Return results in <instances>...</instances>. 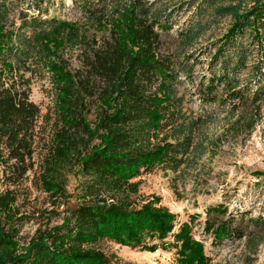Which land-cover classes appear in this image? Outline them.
Listing matches in <instances>:
<instances>
[{
	"label": "trees",
	"instance_id": "16d2710c",
	"mask_svg": "<svg viewBox=\"0 0 264 264\" xmlns=\"http://www.w3.org/2000/svg\"><path fill=\"white\" fill-rule=\"evenodd\" d=\"M173 1L73 0L79 17L44 19L50 0H0L4 181L15 185L34 166L41 109L30 99L31 85L33 76L42 77L46 71L56 94L57 120L69 131L56 133L58 154L64 160H80L81 172L89 178L86 189L97 197L73 209L63 225L32 240L22 254L0 228V264H111L103 254L81 246L102 238L156 250L147 238L163 242L170 236L180 264H210L203 242L192 235L191 222L171 235L177 217L167 209L155 208L152 202L132 208L100 196L156 168L178 172L197 164L207 152L205 128L210 120L186 109L178 67L160 53L161 32L172 28L177 11H193L196 19L178 33L183 49L198 43L212 24L232 18L210 61L214 69L205 104L218 100L212 95L216 84L231 99L249 98L256 110L264 99V0H179L170 5ZM16 4L22 6L19 22L12 17ZM242 72L245 77H240ZM28 73L32 77L26 78ZM93 107L95 125L87 121ZM85 137L99 143L84 146L83 155ZM10 201V194L0 196V211H8ZM250 221L257 228L264 226L262 217ZM231 223L228 219L213 224L207 219L205 230L213 235L212 243L241 236L237 229L230 231Z\"/></svg>",
	"mask_w": 264,
	"mask_h": 264
},
{
	"label": "rangeland",
	"instance_id": "374dc122",
	"mask_svg": "<svg viewBox=\"0 0 264 264\" xmlns=\"http://www.w3.org/2000/svg\"><path fill=\"white\" fill-rule=\"evenodd\" d=\"M47 6L51 7L44 19L80 16L73 0H50L44 7ZM21 7L19 4L12 7V17L16 20ZM192 20H196L193 11L174 14L172 28L161 32L160 53L171 58L174 67H178V78L182 82L179 91L185 96L186 109L210 120L205 128L206 154L197 164L183 166L178 172L166 167L156 168L152 173L123 184L116 192L110 190L100 196L108 203L122 201L132 208L152 202L155 208L167 209L177 217L171 235L178 233L183 223L191 222L192 235L203 242L210 264H264V226L257 228L250 221L253 217L264 219V99L256 110L249 98L231 99L224 87L216 84L212 95L218 100L205 104L210 97L206 87L214 69L210 61L222 44L232 18L212 24L198 43L183 49L178 33ZM76 65L77 61L71 64L73 68ZM41 75L33 76L30 95L31 101L41 109L32 160L34 166L15 185L4 181L2 159L6 153L0 147V196L10 194L11 198L9 210L0 211V228L18 245L17 254L25 253L32 240L63 225L73 209L97 199L86 189L89 178L82 174L80 160L76 157L64 160L58 154L54 139L56 133L67 131V127L57 120L56 94L50 75L46 71ZM245 75L242 72L240 77ZM29 77L31 74H26V78ZM96 115L93 107L87 121L95 125ZM88 143L94 146L99 141L85 137L81 154L87 153L84 146ZM213 209L221 213L210 215L208 210ZM207 219L213 224L230 219V231L237 229L241 236L237 233L223 243H212L213 235L205 230ZM146 242L158 248H132L102 238L84 243L81 248L103 254L111 264H180L172 236L163 242L148 238Z\"/></svg>",
	"mask_w": 264,
	"mask_h": 264
}]
</instances>
